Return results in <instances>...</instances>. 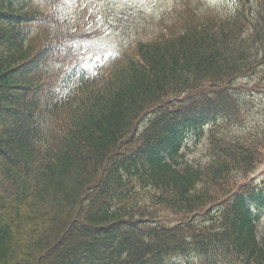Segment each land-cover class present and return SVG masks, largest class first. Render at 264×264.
Wrapping results in <instances>:
<instances>
[{"label": "trees", "instance_id": "16d2710c", "mask_svg": "<svg viewBox=\"0 0 264 264\" xmlns=\"http://www.w3.org/2000/svg\"><path fill=\"white\" fill-rule=\"evenodd\" d=\"M231 2L97 73L73 62L51 91L37 73L68 9L0 0V264H264V179L246 180L264 0Z\"/></svg>", "mask_w": 264, "mask_h": 264}, {"label": "rangeland", "instance_id": "374dc122", "mask_svg": "<svg viewBox=\"0 0 264 264\" xmlns=\"http://www.w3.org/2000/svg\"><path fill=\"white\" fill-rule=\"evenodd\" d=\"M84 1L86 5L83 8L82 0H76L70 6L73 20L65 24L67 33L58 31L57 36L52 38L61 39L63 46L47 55L40 74L37 73L51 91H54L58 78L66 69L71 68L73 62H79L90 70L105 68L122 54L135 50L139 42H153L160 37L177 34L183 27L184 19L190 14L200 17L218 16L232 5L231 0H88V4ZM50 2L56 3L60 10L69 3L68 0H35L36 4H42L41 7L47 9L51 21H54V17H64L61 12L55 13L57 8ZM175 10L182 11V15ZM41 25L40 22L32 24L34 34L40 30L39 37L35 36L37 45L43 39ZM79 71L76 69L73 72ZM247 81L242 79L240 82ZM262 95L261 110L264 111ZM204 146L189 158L204 159L205 151L201 150ZM262 152L264 146L259 153ZM250 172L246 180L250 177L264 179V157Z\"/></svg>", "mask_w": 264, "mask_h": 264}, {"label": "bare ground", "instance_id": "6f19581e", "mask_svg": "<svg viewBox=\"0 0 264 264\" xmlns=\"http://www.w3.org/2000/svg\"><path fill=\"white\" fill-rule=\"evenodd\" d=\"M179 264H180V263H179ZM181 264H183V262H182Z\"/></svg>", "mask_w": 264, "mask_h": 264}]
</instances>
